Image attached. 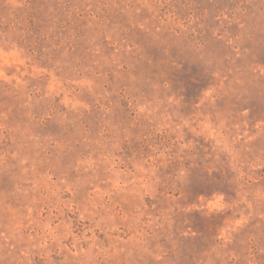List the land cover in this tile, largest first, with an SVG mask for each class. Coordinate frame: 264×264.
Segmentation results:
<instances>
[{"label": "rangeland", "instance_id": "rangeland-1", "mask_svg": "<svg viewBox=\"0 0 264 264\" xmlns=\"http://www.w3.org/2000/svg\"><path fill=\"white\" fill-rule=\"evenodd\" d=\"M0 264H264V0H0Z\"/></svg>", "mask_w": 264, "mask_h": 264}]
</instances>
